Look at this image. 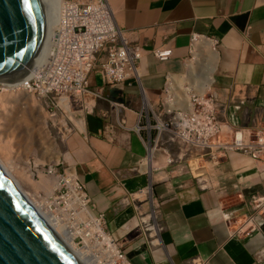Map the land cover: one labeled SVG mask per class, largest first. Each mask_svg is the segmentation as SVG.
<instances>
[{"label":"crops","instance_id":"1","mask_svg":"<svg viewBox=\"0 0 264 264\" xmlns=\"http://www.w3.org/2000/svg\"><path fill=\"white\" fill-rule=\"evenodd\" d=\"M107 2L116 27L144 50L139 60L140 87L148 100L161 97L165 74L180 71L192 35H199L215 42L216 92L221 98L233 92L246 100L244 107H236L237 114L246 110L249 118L257 112L264 122V0ZM164 47L172 48V58L159 62L151 52ZM91 79L92 90L101 88H94L95 75ZM106 101L138 109L139 88L134 84L123 90L102 89L100 99L90 98L86 109H81L82 116L72 115L74 128L87 135L79 148L77 174L128 262L193 264L199 259L202 264H264V257H256L264 249L263 212L258 231L248 237L232 235L250 211L251 197L264 196V164L228 156L218 170L237 190L222 197L199 190L188 173L171 174L170 166L156 170L144 161L142 169L148 171L142 172L145 150L133 132L116 129L113 140L106 131L101 133L113 118L101 117L110 110ZM151 208L154 216H148ZM227 211L234 212L237 224L223 221L222 213ZM143 215L144 223L157 220V233L155 224L150 228L156 235L143 230L139 218Z\"/></svg>","mask_w":264,"mask_h":264},{"label":"built area","instance_id":"2","mask_svg":"<svg viewBox=\"0 0 264 264\" xmlns=\"http://www.w3.org/2000/svg\"><path fill=\"white\" fill-rule=\"evenodd\" d=\"M199 38L209 41L206 37L192 35L187 56L180 61V71L167 72L161 97L148 100L140 87L139 60L144 50L130 42L116 27L107 0H61L48 41L59 44L71 39L80 40L83 46H80L81 53L77 56L79 61L71 59L73 65L67 66L71 73L61 79L58 77L59 73L54 77H47L35 71L29 82L35 92L28 95L36 98L35 101L39 104L44 102V114L58 122L57 110L65 107L64 102H67L69 108L70 97L74 98L75 104H80L81 109H86L85 105L89 103L86 98L90 96L92 102L100 99L103 88L123 90L125 86L136 84L141 96L138 110L127 108L121 102L106 101L110 110L102 113L101 117L113 118L101 133L106 131V136L113 140L116 129L133 132L145 150L139 166L142 172H147L142 170V166L148 159L149 151L153 149L165 155L164 159L153 158L154 169L161 170L170 166V173L173 175L188 173L199 190H210L222 197L237 190V185L227 184L218 170L228 156H241L252 163L264 164V122L257 112L249 118L246 110L237 114L236 107H244L246 100L237 98L233 92L226 97H220L214 87V69L209 75L207 85L203 89L200 87L199 76L203 73L198 72L202 70L198 66L201 65H189L194 55V42ZM76 47L77 44H72L73 49ZM151 53L159 62H168L172 58V48L169 47L155 49ZM187 73L189 78L186 77ZM96 74L99 75L102 88L94 91L91 89V78ZM232 108L235 112L231 111ZM130 116L132 120L129 123ZM135 127L137 130H134ZM77 132L82 142H86L85 131ZM47 174L55 175L51 171ZM58 179V186L53 189L52 195L59 205L65 207L74 203L73 205L86 208L89 212L88 218L92 217L98 224L100 233L111 242V247L115 250V263L119 261L120 264H129L122 244L110 235L104 215L96 211L74 167H66L58 175ZM66 212L69 215L75 214L72 209H67ZM261 212L264 213V196H252L251 212L245 214L241 222L238 221V227L232 235L248 237L258 231L261 226ZM222 217L225 223L237 224L233 212L222 213ZM48 224L50 225L49 222ZM50 227L52 228L51 225ZM80 227H83V223H80ZM150 228L149 225H143L145 232H149ZM256 257L263 258L264 249L257 252ZM193 262L202 264L199 259Z\"/></svg>","mask_w":264,"mask_h":264},{"label":"bare ground","instance_id":"3","mask_svg":"<svg viewBox=\"0 0 264 264\" xmlns=\"http://www.w3.org/2000/svg\"><path fill=\"white\" fill-rule=\"evenodd\" d=\"M60 1L61 0H42V13L45 25L39 43V51H37V54L34 56L29 67L15 80H0V167L20 191L23 198L34 209L37 215H39L41 220L44 219L50 223L60 244L70 257H73L77 264H115V261L113 260V257H116L115 250L111 247V242L106 236L100 233L98 230V224L92 219V217H90V219L88 218L89 212L86 208L73 205L74 203L61 207L57 199L52 195L53 190L47 192L45 196H43L41 203L28 198L27 193L20 188L18 181L13 174L10 173L11 168H17L18 166L22 173H25L26 170H28L27 176L32 179L33 174L30 170L32 167L31 162L27 159H20L22 154L21 148L24 146L19 143V140L22 141L25 139V134H27L25 127L27 122L25 110L29 109H35V115L33 117L31 116L36 123L34 127L36 139L33 141L35 142V145L37 143V146L40 149L39 153L41 151L46 153L47 150L48 155V151L50 150L49 156L51 160L54 163H58L57 160L60 154L55 149L56 146L54 148V140L50 137V134L47 131L45 123L46 114L43 113L41 104L35 101L36 98L28 94L35 92V89L33 90L32 85L29 84L35 71H39L47 77H54L56 73H59L58 77L61 79L70 75V67L67 66L73 65L71 59H74L76 62L79 61L77 56L81 53V47L83 46V44L81 45L80 40L71 39L59 44H53L48 41L50 30L55 24L56 12ZM72 44H77L78 47L73 49ZM193 46L195 48L193 60L189 62V65H201L198 67L202 68V70H199L198 72L203 73V75L199 76V85L203 89L204 86L207 85L210 77L209 75L212 74L215 67L216 52L212 44L203 38L196 40ZM53 56H55V58ZM205 74L207 75L204 76ZM186 77H190L189 73H187ZM34 82L38 85L36 79H34ZM1 96H3V99H1ZM11 108H14L13 110L17 108V111H12ZM144 108H146V105H144ZM26 113L28 114V112ZM134 130H137V128L135 127ZM12 139L16 140L14 141L15 147L10 149L8 147V140ZM43 155L41 154V156ZM154 157L164 159L165 155L162 152L160 154L151 149L146 162L152 163L154 166ZM47 182L48 181L43 180V184L49 185ZM58 183L56 182L54 188L58 186ZM45 190L43 189V191ZM67 209H72L75 211V214L69 215L66 212ZM80 223H83L82 228L80 227ZM76 237L82 240L81 247L74 244L73 239L75 240Z\"/></svg>","mask_w":264,"mask_h":264},{"label":"water","instance_id":"4","mask_svg":"<svg viewBox=\"0 0 264 264\" xmlns=\"http://www.w3.org/2000/svg\"><path fill=\"white\" fill-rule=\"evenodd\" d=\"M44 25L42 0H0V80H15L29 67ZM0 264H77L1 167Z\"/></svg>","mask_w":264,"mask_h":264},{"label":"rangeland","instance_id":"5","mask_svg":"<svg viewBox=\"0 0 264 264\" xmlns=\"http://www.w3.org/2000/svg\"><path fill=\"white\" fill-rule=\"evenodd\" d=\"M95 76H96V80H95L96 85L98 87L102 86L99 75L96 74ZM90 98H91L90 96H88L86 98L87 103L90 101ZM1 99H3V96H1ZM73 99L74 98H72V97L69 98V101L71 103V106L69 108L66 104L67 102H64L63 104L65 105V107L62 108L61 110H57V120H59L58 122L52 121L47 115L45 118L47 131L49 132L50 137L54 140V143H55L54 148L56 146L55 149L60 154V156L57 160L58 163H54L51 160V158L49 156L50 150L48 151V155H47V150H46V153L44 151H43L44 153L42 151L39 153L40 149L37 146V143L35 145V142H34L35 141L34 139H36L35 138V130H34L36 123L31 118V116L33 117L35 115V109L34 110H31V109L25 110V116L27 119L25 127H26L27 134H25L26 137L24 136L25 139H23L22 141L19 140V143L21 145L23 144V146H24L21 148L22 150L24 149L23 151L20 149L21 153H22L20 156V159L21 160L27 159L29 162H31L32 167L30 168V170H31L33 175H32V179H30L27 176L28 170H26L25 173L24 172L22 173L20 167L18 168L17 165H16L17 168L13 167L10 169L11 170L10 173L13 174V176L16 178L20 188L25 193H27L28 198H31L35 201H39L40 203L43 199V196H45V194L47 192H51V190L54 189V185H56V182L57 183L59 182L58 175L62 174V172L65 171L66 167H71V168L76 167L77 173H79V171H80L79 162H80V157L82 156V154H81L79 148L82 145V142L80 140V135L78 134L77 129L72 128L73 125H72L71 119H72V115L74 117V116H78V115L82 116V114L80 112L81 111L80 104L79 103L75 104ZM45 106H46V104L44 102H41V107H42L43 113L46 111ZM14 108H11L12 111H17L16 110L17 108L15 110H13ZM134 110L137 111L138 109L134 108ZM26 112H28V114ZM52 112H54L53 108H52ZM43 113H42V115H43ZM38 116H39V113H38ZM143 124H144V121L142 122V125ZM152 125H154V124L152 123ZM14 141H16V140L15 139L8 140V147L10 149H13L15 147ZM41 154L42 155L44 154V155L41 156ZM48 171L55 173V175H48L47 174ZM42 179L48 181L47 184H49V185L43 184ZM43 189L44 190L46 189V190L43 191ZM149 209L147 210V212L148 211L150 212ZM150 215L154 216V214L152 212ZM143 217H145V216L143 215L139 218H143ZM140 221H141V219H140ZM155 221L157 224L156 219H154V222ZM150 223L152 225L153 221L151 220ZM150 223L148 222V224H146V223L145 224L149 225ZM73 242H74V244H76V246L81 247L82 243L78 237H76L75 240L73 239ZM115 264H120V262L117 261V263H115Z\"/></svg>","mask_w":264,"mask_h":264},{"label":"clouds","instance_id":"6","mask_svg":"<svg viewBox=\"0 0 264 264\" xmlns=\"http://www.w3.org/2000/svg\"><path fill=\"white\" fill-rule=\"evenodd\" d=\"M39 51V50H38ZM95 87H97L96 86V84H95V86H94V88ZM101 88H102V86H101ZM106 88V87H105ZM105 88H103V89H105ZM92 89V88H91ZM97 89H100V88H97ZM102 92V91H101ZM81 112V114H82V111H80ZM85 131V130H84ZM86 133V132H85ZM80 140H81V137H80ZM81 142H82V140H81ZM82 144H84L83 142H82ZM153 168V167H152ZM74 169H75V171H76V168L74 167ZM154 169V168H153ZM148 171V170H147ZM77 173V172H76ZM78 175V174H77ZM197 187V186H196ZM151 212L154 214V212H153V210H152V208H151V210H150V212L148 213V216H149V214H151ZM227 212H231V211H227ZM251 212V209H250V211L248 212V214ZM225 213V212H224ZM234 213V212H233ZM247 214V213H246ZM155 215V214H154ZM245 215V214H244ZM262 216V215H261ZM105 219V218H104ZM222 219H223V217H222ZM144 221V217L141 219V221L140 222H143ZM224 221V220H223ZM47 222V221H46ZM106 222V221H105ZM148 222H149V219H148ZM107 223V222H106ZM144 223V222H143ZM150 223V222H149ZM145 224V223H144ZM147 224V223H146ZM153 224H155V225H157L156 224V221H155V223H154V221H153ZM226 224H228V223H226ZM47 225L50 227V225L48 224V222H47ZM150 226H151V223L149 224ZM51 228V227H50ZM157 228H158V225H157ZM156 228V233H157V231H158V229ZM52 229V228H51ZM53 230V229H52ZM53 232H54V230H53ZM153 231H150L149 230V233H151V234H154V235H156V233H152ZM55 233V232H54ZM56 234V233H55ZM122 250H123V247H122ZM130 264V263H129Z\"/></svg>","mask_w":264,"mask_h":264},{"label":"snow or ice","instance_id":"7","mask_svg":"<svg viewBox=\"0 0 264 264\" xmlns=\"http://www.w3.org/2000/svg\"><path fill=\"white\" fill-rule=\"evenodd\" d=\"M24 3H25V5H27V3H28V0H24Z\"/></svg>","mask_w":264,"mask_h":264}]
</instances>
